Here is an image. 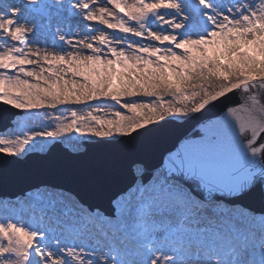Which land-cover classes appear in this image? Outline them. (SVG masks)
<instances>
[{
	"label": "rangeland",
	"instance_id": "1",
	"mask_svg": "<svg viewBox=\"0 0 264 264\" xmlns=\"http://www.w3.org/2000/svg\"><path fill=\"white\" fill-rule=\"evenodd\" d=\"M196 2L198 12L186 0H0V96L35 116L24 132L1 133L2 146L124 133L187 112L211 77L227 83L220 89L264 77L252 69L264 63L256 13L245 14L254 32L248 36L244 22L241 30L227 24L228 15L218 19L213 0ZM158 72L174 84H130L134 73L155 80ZM155 182L150 190L163 185L165 194L133 196L123 206L124 224L96 218L67 192L42 194L34 206L0 204V264H86L85 247L96 260L89 264H264L263 217L194 202L180 186ZM248 225L258 226L257 237L244 231Z\"/></svg>",
	"mask_w": 264,
	"mask_h": 264
},
{
	"label": "water",
	"instance_id": "2",
	"mask_svg": "<svg viewBox=\"0 0 264 264\" xmlns=\"http://www.w3.org/2000/svg\"><path fill=\"white\" fill-rule=\"evenodd\" d=\"M186 1L199 11L196 0ZM153 20L154 15L145 21ZM11 110L0 104V128ZM134 160L158 165L200 197L264 214V81L218 99L183 123L160 121L91 144L82 155L62 150L21 165L0 152V196L48 183L65 186L90 210H109Z\"/></svg>",
	"mask_w": 264,
	"mask_h": 264
},
{
	"label": "bare ground",
	"instance_id": "3",
	"mask_svg": "<svg viewBox=\"0 0 264 264\" xmlns=\"http://www.w3.org/2000/svg\"><path fill=\"white\" fill-rule=\"evenodd\" d=\"M213 5L211 8H217L218 10V19H223L225 16H229V19L226 21L227 24L234 26L241 27V30H243L242 25L240 24V21L244 22L250 29L247 31L248 36L252 35L254 32L251 29V26L247 23L246 15H254L256 13L257 16H253V22L255 25L264 26V0H213ZM235 13V14H233ZM71 19L74 23H82L80 22V19ZM69 30L73 31L76 29V26H69ZM85 33H88L86 31ZM91 33V32H89ZM65 49H69L68 46L65 47ZM29 55H33L34 48H29ZM232 64L235 63L234 60H230ZM241 66L246 65V60L241 59L237 62ZM253 70H260L261 72H264V63L252 67ZM158 77L155 80L147 79V75L143 74H137L134 73L133 76L129 77L130 84L137 83L141 85L143 83V89H149L150 86L156 85L157 83L161 82L164 85H170L174 84L172 77H169L167 75H164L160 72L157 73ZM257 81H264V77L257 76V77H245L243 79H240L227 87L220 89L219 91L215 92L214 94L206 97L201 102H199L197 105L193 106L191 109H189L185 113H175V114H167L161 117L160 119L154 120V121H144L136 124L135 126L129 128L124 133H116L111 136H104V137H98V138H82L79 136H71L68 138H47L42 139L33 142L32 144L23 145L18 147L15 150H10L2 146L0 142V152L5 153L7 155H10L12 157H15L17 161L21 165H30L32 163V160L36 156H52L59 151L62 150H68L69 153L73 155H82L86 153L89 146L94 143H100V142H106V141H116L134 131L143 129L144 127H148L150 125H155L160 123V121H170L175 123H183L187 119H190L203 110H205L209 105H211L213 102L217 101L218 99H221L232 92L244 87L245 85H249L251 83H255ZM139 89L137 88L136 91ZM0 104L4 106H9L12 110L10 111L7 120L5 124L0 128V134L1 133H13L14 131H17V128L22 126L24 122H33L35 121V116L32 111L26 110L21 106H18L4 97L0 96ZM149 175L151 178V182H155L158 180L169 182L174 185L180 186L183 190L184 194H188L193 198V201L196 202H208L210 201L211 204H217V200H212L208 197H200L190 189H188L182 182H180L177 178L171 176L170 174L166 173L161 167L158 165H150L144 161L140 160H134L129 166L127 170V176L128 180L125 184H123L121 187H119L116 190V194L114 198L111 201L110 209L109 210H97L93 209L91 212L96 213V218H102V219H108V218H115L120 214V210H122L123 203L126 202L129 198L138 195L139 191H141V187L139 186V182L143 176ZM51 184H46L44 186H35L33 188L37 189V195L39 194L38 188L40 187V190L43 193L48 192V186ZM52 186V185H51ZM37 187V188H36ZM32 189V188H31ZM31 189H24L22 192L18 195H6V196H0V199H3L4 197L7 198L5 201H12L16 203L17 201H21L23 199H31L34 197L32 196V190ZM60 189L62 192H66L65 186L61 187ZM68 193V192H67ZM68 195H70L68 193ZM71 196V195H70ZM74 197V196H71ZM77 199L78 202L81 203V201ZM24 201V200H23ZM82 204V203H81ZM83 205V204H82ZM237 208L246 211V209L243 208L242 205L239 204V206H236ZM259 217L264 218V214H259ZM89 239V238H88ZM129 240V239H127ZM92 248L91 247H85L84 250H80L82 253V257H80V260H85L86 264L89 260H92L93 263H95V258L91 256V254L88 252ZM77 264V261L75 262ZM97 264H103V262L98 261Z\"/></svg>",
	"mask_w": 264,
	"mask_h": 264
},
{
	"label": "trees",
	"instance_id": "4",
	"mask_svg": "<svg viewBox=\"0 0 264 264\" xmlns=\"http://www.w3.org/2000/svg\"><path fill=\"white\" fill-rule=\"evenodd\" d=\"M209 82L210 83L207 86H204L203 87V90H204L205 95L203 94L204 96L199 101H197L195 103V105H197L199 102H201L203 100V98L205 99L206 97L214 94L215 92L219 91L220 88L224 87L227 84L225 82H222V81L217 80L214 77H211V79L209 80ZM65 137H68V136L66 135ZM98 225H99L100 228H104L105 227L104 229L106 231H108V232H112V233L114 232L113 230L111 231L110 229H108L109 227H106L103 223H100L99 222ZM241 225L244 226V223L241 222ZM257 227L258 226L248 225L247 227L244 228L245 229L244 231L247 230L246 233H249V234L255 233L254 236L257 237V235H256L257 234ZM116 237H119L121 240H127V239L130 238V236L123 235V234H120V236H116ZM231 240H232V242H235L236 241V238L233 237V238H231Z\"/></svg>",
	"mask_w": 264,
	"mask_h": 264
}]
</instances>
